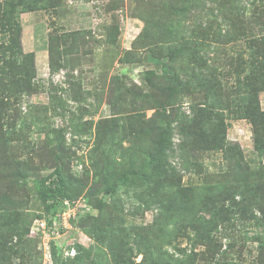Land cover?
Here are the masks:
<instances>
[{
  "label": "trees",
  "instance_id": "trees-1",
  "mask_svg": "<svg viewBox=\"0 0 264 264\" xmlns=\"http://www.w3.org/2000/svg\"><path fill=\"white\" fill-rule=\"evenodd\" d=\"M59 7V0H0V158L24 140L16 127L20 119L24 127L29 117L21 114L23 99L44 88L36 81L33 55L22 48L20 16ZM157 12V16L141 17L143 33L150 40L146 47L160 65L159 73L150 70L144 75L153 91L129 89L132 98L155 110L145 122L136 115L137 123L145 125L137 127L141 136L145 132L153 135L152 148L138 149L141 169L124 170L110 179L104 196L109 195L112 202L107 204L105 197L98 200L97 218L81 225L71 221L72 227L81 226L91 237L93 247L74 245L75 256L64 261L54 247L55 264H197L208 255L213 264H246L226 258L238 241L241 246L247 241L255 243L257 264H264V111L258 99L264 92V0H167ZM53 42L50 34L49 68L54 72L63 64L62 53ZM119 84L117 79L111 104L122 108L127 92ZM50 87L52 98L55 89ZM196 94L201 98L193 100L185 114L181 110L185 100ZM229 116L251 123L255 166L247 162L238 144L227 141L225 119ZM51 134L59 136L60 132L51 129ZM175 134L179 136L176 147L172 143ZM47 139L63 149L60 136ZM62 157L55 153L49 180L31 179L32 190L50 217L69 198ZM173 160L182 168L173 165ZM206 160L217 167L214 179L199 187L183 186L180 173L190 172L191 166L197 174H210L203 168ZM14 176L27 177L19 172ZM121 190L127 200L144 206L143 211H156L150 225H125L128 215ZM107 208L116 220L114 226L103 221ZM10 216V210L0 208V264L9 259L3 253L15 252L11 242L21 235L18 222ZM230 230L236 237H228L226 249L220 251L217 235ZM251 230L254 233L248 236ZM178 236L188 245L175 243ZM138 255L142 258L136 262Z\"/></svg>",
  "mask_w": 264,
  "mask_h": 264
},
{
  "label": "rangeland",
  "instance_id": "rangeland-1",
  "mask_svg": "<svg viewBox=\"0 0 264 264\" xmlns=\"http://www.w3.org/2000/svg\"><path fill=\"white\" fill-rule=\"evenodd\" d=\"M162 1L167 0H59L61 7L57 9L21 14V45L25 53L33 55L36 81L44 88L43 92L23 99L21 114L29 117L24 127L21 119L16 127L22 130L24 140L0 158V208L11 211L13 216L10 217L18 222L21 230L20 238L14 237L11 242L16 245L15 252L3 253L5 259L9 257L6 261L4 259L5 264H50L44 259L42 239L32 234L30 229L36 220L50 221L54 216L47 215L45 205L36 198L31 179L39 177L49 180L56 164L55 153L63 156V176L69 196L65 200L73 207L79 206L75 210L81 213L75 219L78 225L99 216L97 204L101 197H105L107 204L112 202L109 195L104 196V188L109 185L110 179L117 178L124 170L141 169L138 149L150 151L154 138L148 132L141 136L137 127L145 125L138 124L137 117L142 118V122L148 121L153 118L155 110L149 108V103L138 101L134 96L132 98L129 89L136 86L135 91H153L144 81V75L150 70L159 73L160 65L146 47L150 40L143 33L145 24L141 17L159 15L157 9ZM252 31L256 33L257 29ZM50 34L54 39L53 44L62 53L60 59L63 66L54 72L49 68ZM117 79L122 91L127 92L122 108L111 104V101L115 102ZM50 86L55 89L52 98L48 94ZM200 98L197 94L190 100L187 98L181 110L189 114L190 103ZM258 99L264 111V92L259 93ZM34 105L36 108H32ZM44 107L48 110H44ZM132 116L135 118L131 120ZM225 123L227 141L238 144L252 166L258 164L249 120L229 116ZM51 129L60 132L63 149L54 147L55 142L50 145L48 137L55 140L59 137L50 135ZM128 132L131 133L130 138ZM178 142L179 136L175 134L172 139L174 147ZM128 149H132L133 153ZM210 162L206 160L203 166L209 169L207 173L210 174L205 171L197 174L194 166H191L190 172L180 173V183L194 188L201 183L211 182L217 167ZM262 162L264 164V157ZM172 164L182 168L178 160H173ZM15 172L24 173L27 177L16 178ZM123 191L119 192L125 200L124 208L128 215L125 225L139 228L150 225L156 211H143L144 206L137 205L131 198L127 200ZM82 204L88 210H82ZM107 211L108 208L104 211L103 221L116 225V220ZM253 231H248V236ZM230 236L236 237L232 230L217 235L216 245L220 246V251L226 249ZM56 237L52 235L51 238L53 264L54 247L59 248L57 254L64 261L72 258L66 256L65 251L74 245L88 250L94 245L81 226L60 229L59 237ZM175 243L182 247L188 245L181 236ZM241 245L238 241L234 251L226 250L228 261L257 264V245L251 241ZM197 250L204 249L198 247ZM141 258L138 255L135 261L139 262ZM213 263L210 255L197 262Z\"/></svg>",
  "mask_w": 264,
  "mask_h": 264
},
{
  "label": "built area",
  "instance_id": "built-area-1",
  "mask_svg": "<svg viewBox=\"0 0 264 264\" xmlns=\"http://www.w3.org/2000/svg\"><path fill=\"white\" fill-rule=\"evenodd\" d=\"M77 205L74 207L68 200H63L61 202V210L50 220L47 221L46 219H38L35 221L34 225L30 229V232L36 236H39L42 239L43 245V254L45 262L52 263V252H51V238L52 235H56L59 237V230L64 229L68 230L71 228V221L75 220L78 216H81L76 210ZM82 210H88L87 206L82 204ZM57 246V244L55 243ZM59 246V245H58ZM58 248V247H57ZM59 249V248H58ZM66 256L74 257L75 256V249L72 247L70 250L65 251Z\"/></svg>",
  "mask_w": 264,
  "mask_h": 264
}]
</instances>
